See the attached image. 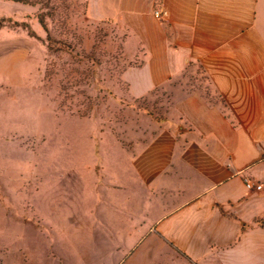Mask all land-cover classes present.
<instances>
[{
	"label": "rangeland",
	"instance_id": "obj_1",
	"mask_svg": "<svg viewBox=\"0 0 264 264\" xmlns=\"http://www.w3.org/2000/svg\"><path fill=\"white\" fill-rule=\"evenodd\" d=\"M90 19L77 0H0V264H194L150 239L165 211L91 195L92 164L136 151L139 114H164L170 95L129 98L122 75L141 51L113 21ZM181 84L219 101L198 64Z\"/></svg>",
	"mask_w": 264,
	"mask_h": 264
},
{
	"label": "crops",
	"instance_id": "obj_2",
	"mask_svg": "<svg viewBox=\"0 0 264 264\" xmlns=\"http://www.w3.org/2000/svg\"><path fill=\"white\" fill-rule=\"evenodd\" d=\"M77 1L90 20L113 21L140 49L142 62L122 75L128 97L170 95L164 114H139L136 151L100 154L92 164L91 195L165 211L150 239L194 264H264V0ZM161 9L168 17L156 18ZM194 64L219 101L182 86ZM102 175L106 183L97 184Z\"/></svg>",
	"mask_w": 264,
	"mask_h": 264
},
{
	"label": "built area",
	"instance_id": "obj_3",
	"mask_svg": "<svg viewBox=\"0 0 264 264\" xmlns=\"http://www.w3.org/2000/svg\"><path fill=\"white\" fill-rule=\"evenodd\" d=\"M168 15H169L168 11L165 10V9L157 10L155 12V16L158 19L166 18V17H168ZM246 185H247V188L250 189V190H262L263 189L262 185H255L254 183L249 182V181H247Z\"/></svg>",
	"mask_w": 264,
	"mask_h": 264
},
{
	"label": "trees",
	"instance_id": "obj_4",
	"mask_svg": "<svg viewBox=\"0 0 264 264\" xmlns=\"http://www.w3.org/2000/svg\"><path fill=\"white\" fill-rule=\"evenodd\" d=\"M10 1H15V2H25V0H10ZM67 1H68V0H67ZM40 21H42L43 28H44V29H47V25H46L45 18L42 17ZM48 43H49V45L51 46V45H53V43H55V41H54V39H52V38L49 37V38H48ZM50 48H51V47H50ZM124 72H125V71H124Z\"/></svg>",
	"mask_w": 264,
	"mask_h": 264
}]
</instances>
